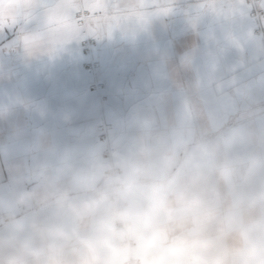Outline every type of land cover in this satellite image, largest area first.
Wrapping results in <instances>:
<instances>
[{
    "label": "crops",
    "instance_id": "1",
    "mask_svg": "<svg viewBox=\"0 0 264 264\" xmlns=\"http://www.w3.org/2000/svg\"><path fill=\"white\" fill-rule=\"evenodd\" d=\"M203 2L52 54L0 34V264H125L121 217L139 264L264 262L262 36Z\"/></svg>",
    "mask_w": 264,
    "mask_h": 264
},
{
    "label": "snow or ice",
    "instance_id": "2",
    "mask_svg": "<svg viewBox=\"0 0 264 264\" xmlns=\"http://www.w3.org/2000/svg\"><path fill=\"white\" fill-rule=\"evenodd\" d=\"M174 0H0V34L11 35L28 55L52 54L85 34L143 28L153 15H167ZM198 10L218 17L245 16L248 0H204ZM260 8L264 10V0ZM264 19V17H262Z\"/></svg>",
    "mask_w": 264,
    "mask_h": 264
},
{
    "label": "built area",
    "instance_id": "3",
    "mask_svg": "<svg viewBox=\"0 0 264 264\" xmlns=\"http://www.w3.org/2000/svg\"><path fill=\"white\" fill-rule=\"evenodd\" d=\"M248 2L253 5L254 7L252 8V15L255 17L256 22H257V31L258 33L262 36V38L264 39V24L261 22L260 20V11L257 7V3L258 0H248ZM92 40L87 37L86 41H85V47H86V53L88 55L89 60L85 63V67L91 71H96V69L98 68V61L94 60L91 58L92 55ZM98 87H102V83H98L97 85ZM103 137H105V135H103ZM109 174L111 175L112 179H113V183H114V193L113 195L118 196L119 195V187L122 184L121 180H120V176L118 174V171L115 168H110ZM115 213L119 214L122 216V210L121 208L115 209ZM13 220V214L11 211H5L1 214V226L7 225L8 223H10ZM127 221L121 217V219L118 222V229L123 230L124 233V239H123V243L126 245L129 254L128 257L126 259V263L125 264H139V260L137 257H135L133 255V250L136 248V244L131 242L129 240V238L126 235V228H127Z\"/></svg>",
    "mask_w": 264,
    "mask_h": 264
},
{
    "label": "rangeland",
    "instance_id": "4",
    "mask_svg": "<svg viewBox=\"0 0 264 264\" xmlns=\"http://www.w3.org/2000/svg\"><path fill=\"white\" fill-rule=\"evenodd\" d=\"M86 39H87V37H86ZM86 39H85V41H86ZM90 39L92 40V38H90ZM92 45H93V40H92ZM260 49H262L261 50V59H262L261 65H262V68H263L262 77L264 78V41H263L262 38H261V48ZM261 92H262V95H264V86H262ZM249 93H250L249 92V88H247L246 98H247V96H248ZM252 98H253L252 96L249 97V99H252ZM251 174L253 176L255 175V177H258V180L261 177L260 172H258L256 174V172H254V169L252 171H250V175L245 176L244 178H242L241 179V182H240L243 185L242 187H243V189H245V191H253L254 187L257 186V185H254V182L252 181L253 180V176ZM247 178H249L250 180L247 179ZM253 264H264V262H262V261L261 262H254Z\"/></svg>",
    "mask_w": 264,
    "mask_h": 264
}]
</instances>
